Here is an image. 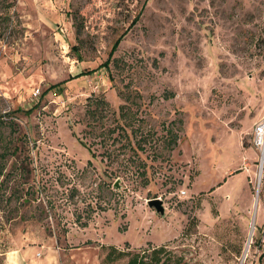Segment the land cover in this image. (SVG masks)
Here are the masks:
<instances>
[{
	"label": "rangeland",
	"instance_id": "rangeland-1",
	"mask_svg": "<svg viewBox=\"0 0 264 264\" xmlns=\"http://www.w3.org/2000/svg\"><path fill=\"white\" fill-rule=\"evenodd\" d=\"M263 117L264 0H0V264H264Z\"/></svg>",
	"mask_w": 264,
	"mask_h": 264
},
{
	"label": "trees",
	"instance_id": "trees-1",
	"mask_svg": "<svg viewBox=\"0 0 264 264\" xmlns=\"http://www.w3.org/2000/svg\"><path fill=\"white\" fill-rule=\"evenodd\" d=\"M139 14L136 15L133 19V21H136L138 18ZM124 34H121L113 43L112 47H111V51L110 54L113 53L115 51V49L117 48L122 36ZM106 65V63H105ZM77 74L78 76L81 75ZM76 75V76H77ZM62 82H65L62 81ZM60 82V83H62ZM58 83L53 84L51 87L56 86ZM49 89V88H48ZM107 247V251L106 254L104 256V261L106 263L108 262H113L115 260L121 259V258H127V263L126 264H166V262L168 261V256L166 255V252H168L167 248L165 245H159V246H155L152 247L151 250L149 252H147V249H144L143 251L139 252V251H135V252H131V250H124V249H119L114 245H108Z\"/></svg>",
	"mask_w": 264,
	"mask_h": 264
},
{
	"label": "built area",
	"instance_id": "built-area-1",
	"mask_svg": "<svg viewBox=\"0 0 264 264\" xmlns=\"http://www.w3.org/2000/svg\"><path fill=\"white\" fill-rule=\"evenodd\" d=\"M251 145L257 152V163L261 175L264 168V117L253 125L251 132ZM182 194H185V191H182Z\"/></svg>",
	"mask_w": 264,
	"mask_h": 264
},
{
	"label": "water",
	"instance_id": "water-1",
	"mask_svg": "<svg viewBox=\"0 0 264 264\" xmlns=\"http://www.w3.org/2000/svg\"><path fill=\"white\" fill-rule=\"evenodd\" d=\"M148 205L155 209L156 212L163 214L164 206L162 201L159 198H153L148 200Z\"/></svg>",
	"mask_w": 264,
	"mask_h": 264
},
{
	"label": "crops",
	"instance_id": "crops-1",
	"mask_svg": "<svg viewBox=\"0 0 264 264\" xmlns=\"http://www.w3.org/2000/svg\"><path fill=\"white\" fill-rule=\"evenodd\" d=\"M257 122V121H256ZM252 146V145H251ZM253 147V146H252ZM255 150V149H254Z\"/></svg>",
	"mask_w": 264,
	"mask_h": 264
}]
</instances>
